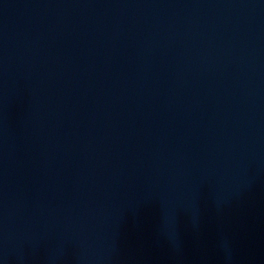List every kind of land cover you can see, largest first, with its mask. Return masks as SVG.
<instances>
[{
  "label": "water",
  "instance_id": "water-1",
  "mask_svg": "<svg viewBox=\"0 0 264 264\" xmlns=\"http://www.w3.org/2000/svg\"><path fill=\"white\" fill-rule=\"evenodd\" d=\"M0 264H264V0H0Z\"/></svg>",
  "mask_w": 264,
  "mask_h": 264
}]
</instances>
